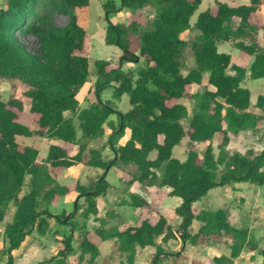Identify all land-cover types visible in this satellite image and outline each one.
Masks as SVG:
<instances>
[{"label":"trees","instance_id":"obj_1","mask_svg":"<svg viewBox=\"0 0 264 264\" xmlns=\"http://www.w3.org/2000/svg\"><path fill=\"white\" fill-rule=\"evenodd\" d=\"M56 1L68 16L62 27L52 23L48 3L40 8V0H3L0 5V36L2 40L7 37L8 49L20 54L21 44H12L10 38L15 31L29 33L40 47L41 56H34L38 62L42 59L44 65H50L56 56L63 63L61 70L49 73L30 68L23 58L0 65L1 79L18 80L25 85L22 95L29 100V113L38 133L53 141L44 157H39L36 148L20 145L16 136L33 133L17 116L16 111L23 109V103L15 97L0 100V222L9 204L14 208L11 220L3 231L0 228V241L3 234L7 242L2 251L6 256L4 264H13L12 252L28 236L45 234L47 218L69 226L70 232L57 238L52 253L35 264H78L85 254L92 264L98 255V243L110 238H115L118 251L125 257L124 264H135L137 247L146 245L155 247L149 264H160L164 258L178 256L180 251H166L156 242L159 237L162 242L176 239L181 244L195 245L202 236L221 234L230 237V252L214 254L212 263L233 264L249 242L248 229L230 224L224 208L195 211L192 205L214 187L236 182L264 185V149L242 154L226 148L229 133L254 129L264 119L262 114L248 110L250 92L244 86L247 71L250 79L264 77V47L258 37L261 31L264 40V0L235 5L215 0L212 6L200 11L193 23L198 34L191 43L195 65L184 74L177 60L185 44L180 35L192 27L190 17L201 0H119L118 5L106 1L103 40L117 46L121 54L116 66L103 59L95 61L93 100L83 108L79 105L88 77L86 31L78 24L74 8L88 5V0ZM145 4H151L155 14L150 27L139 32L140 44L135 53L129 48L128 35L137 31V24L112 22L109 15ZM218 40L230 42L239 56L218 51ZM139 57L143 58L144 66L133 79L122 64L136 63ZM204 77L207 86L200 92L192 91L191 87L200 85ZM107 87L113 89L115 98L127 95L130 107L126 111H119L101 99V92ZM182 97L193 100L190 116L186 106L176 102ZM255 106L264 108V95L257 96ZM110 114L115 115V123L108 120ZM183 119H187L186 127L181 123ZM216 133L221 140L215 155L211 140ZM104 135L112 157L103 158L98 149L89 148L84 162L102 169L93 182L86 185L75 181L70 186L55 182L61 169L83 162L86 141ZM183 137L187 138L189 149L185 159L179 160L172 155V148ZM199 142H207L202 154L193 149V144ZM116 165L136 169L130 182L140 190L157 193L165 187L167 195L180 197L174 208L179 223L173 227L149 206L151 200L132 192L130 204L143 213L137 224L110 229L99 226L85 231L74 248L77 200L72 211L62 210L59 214L51 213L49 205L57 196L74 191L77 199L85 202L82 214L86 218L96 216L97 198L109 185L106 171ZM194 220L201 223L196 232L191 231ZM73 251L78 252L77 256L70 259ZM259 253L264 264V248Z\"/></svg>","mask_w":264,"mask_h":264},{"label":"rangeland","instance_id":"obj_2","mask_svg":"<svg viewBox=\"0 0 264 264\" xmlns=\"http://www.w3.org/2000/svg\"><path fill=\"white\" fill-rule=\"evenodd\" d=\"M108 0H88V5L83 7H75L74 12L77 17V22L86 31V37L84 40V48L88 58V77L87 83L81 93V102L79 107L83 108L88 106L93 100L92 87L96 76L95 61L103 59L108 61L110 66H116L118 64V58L121 54L120 49L115 45H108L104 43V34L106 29V20L104 19L103 3ZM119 4V0H110ZM215 0H201L198 7L195 9L190 17V27L188 30L181 33L180 37L184 40L185 44L180 53L177 56V60L180 64L181 73H186L191 67L195 65L194 58L191 49V43L198 34L197 29L193 27V23L197 14L206 7L212 6ZM228 4H236L245 2L247 0H220ZM3 0H0V5ZM43 3H48L50 8V18L52 23L57 27H62L68 20L67 14L63 12V8L59 6L58 1L55 0H40V8ZM155 10L151 4H145L144 6L131 10L129 8H123L116 13L109 15V19L112 22H122L128 24L134 22L138 28L136 32H132L128 35L129 48L135 53H138V46L140 44L139 32L143 29L149 28L154 17ZM262 32L259 31L258 37L261 44L264 47V40L261 38ZM12 44H21V53H15L7 48V37L3 40L0 36V65L10 63L16 58H23L27 61L30 68L40 70L41 73H49L59 71L63 67V63L55 56L54 61L50 65H44L41 59L38 62L34 56L40 55V47L34 35L24 33L21 31H15L12 38H10ZM217 50L231 54L232 56H239L237 48L228 41L218 40L216 42ZM56 55V54H55ZM144 66V60L139 57V61L136 63H124L122 69L129 71L133 79L137 77L138 69ZM116 85V83H112ZM244 85L249 89L250 97L249 103L251 107H254V103L258 95H264V77L257 79H247L244 81ZM207 86L206 78L202 79V82L198 86H192L191 90L200 92ZM25 89V85L18 80H9L0 78V100L7 101L10 97L19 98L23 103V109L16 111L20 120H24L29 127L33 130L31 136H16V141L20 145L32 146L38 150L39 157L46 155L48 146L52 143L51 139L44 137L38 133V127L33 120V117L29 113V100L23 97L22 92ZM101 99L110 103L115 109L119 111H126L130 105L126 94H122L120 97H113V89L111 87L105 88L101 92ZM184 104L187 108L188 116H190L194 110L193 100L189 97H182L176 100ZM256 112H263L264 110L255 107ZM108 120L112 123L116 122L114 114H110ZM181 123L186 127L187 119H183ZM74 124L77 129V120L74 119ZM106 127L107 124H104ZM257 128L246 133L228 134L229 142L226 146L229 152L239 150L240 153L246 154L249 150L257 153L261 147H264V119H261L257 123ZM128 133V132H127ZM127 135V134H126ZM77 137L80 141L79 131L77 130ZM221 135L216 133L212 140L211 145L213 152L217 154V146L220 143ZM106 135L97 137L86 141L87 149L83 156V162L75 166L73 169L63 168L55 178V182L58 184H65L70 186L74 183V180L79 183L89 184L93 182L97 176L102 172L101 168L89 166L84 162L88 159L89 148L98 149L101 152L103 158L109 159L112 154L107 147ZM187 138L183 137L179 144L172 148V155L179 160H184L186 152L189 149L187 144ZM207 142H199L193 144L199 154H202ZM154 154H151L153 156ZM136 173V169L131 165H116L107 169L106 179L109 182L105 195L97 199V207L101 214L102 220H92L86 218L82 214V209L85 206V202L82 198H78L76 193L70 200L63 197H56L53 200V204L49 206V210L53 214H59L62 210L72 211L74 209V201L77 200L78 210L73 218L77 223V228L74 231V248L77 247V241L82 237L85 231L95 228V226H103L105 229H110L114 226H124L126 223H135L137 217H141V209L130 205L129 197L134 191L139 192L145 198L151 199L150 207L156 209L158 213H161L168 220L172 226H176L179 220L178 216L174 213V208L180 203L181 199L178 196L167 195L168 188H162L157 193H148L141 191L130 182L132 175ZM28 176L25 177V183L23 190H27ZM73 182V183H69ZM54 184V183H53ZM51 184V185H53ZM230 185L214 187L207 191L199 200L193 203L195 211L206 209L214 210L217 208H224L227 211V219L232 223H237L241 226L249 227V242L241 252L238 258L234 260V264H263V259L259 251L264 248V185L255 186L246 182L239 187L232 190H223ZM150 202V201H149ZM152 209V208H151ZM13 206L9 204L6 209L3 220L0 222V228L3 231L4 226L11 220L13 213ZM229 215V217H228ZM89 217V216H88ZM48 228L44 235L40 236L37 233H33L28 236L23 244L12 252L13 264H35L36 262L44 259L52 253L54 245L56 243V237L66 235L70 232V228L67 225H61L55 222L52 218H47ZM179 222V221H178ZM195 222L191 226V231L195 232L198 228ZM237 225V227H238ZM229 237L225 235H208L200 237L197 245L189 248V245H182L176 241H170L166 246V251L176 252L180 251L178 256H170L162 259L160 264H212L211 256L217 253H228ZM7 246V242L4 235H1L0 241V264H4L6 256L2 253L3 249ZM116 244H107L103 247L101 256L98 260H95L93 264H122L124 262V255L116 248ZM152 248H142L138 251L135 258L137 264H148L153 254ZM77 251H73L70 259L77 256ZM87 255L83 257V260L79 264H89L87 262Z\"/></svg>","mask_w":264,"mask_h":264},{"label":"crops","instance_id":"obj_3","mask_svg":"<svg viewBox=\"0 0 264 264\" xmlns=\"http://www.w3.org/2000/svg\"><path fill=\"white\" fill-rule=\"evenodd\" d=\"M241 3H248V0L247 1H245V2H241ZM236 4H239V3H236ZM230 5H232V4H230ZM233 5H235V4H233ZM207 8V7H206ZM251 60V59H250ZM248 74H249V72L247 71L246 72V76H245V80L247 79V77H248ZM245 86V85H244ZM256 102V101H255ZM256 106H255V103H254V107H251L250 106V103H249V106H248V110L249 111H251V112H253V113H257V114H262L263 116H264V113L261 111V112H256L255 110H254V108H255ZM259 109H261V110H264V108L262 109V108H259ZM257 127H255L254 129H256ZM251 130H253V129H250V130H241V131H239V132H237V134L238 133H240V132H242V133H246L247 131H251ZM230 134V133H229ZM231 134H236V133H231ZM53 142V141H52ZM262 149H264V147H261V149L260 150H262ZM228 150V149H227ZM235 151H237V150H235ZM232 152V151H231ZM237 152H239L240 153V151L238 150ZM242 153V152H241ZM243 154V153H242ZM79 165V164H78ZM77 166V165H76ZM75 166H72V167H69V168H67V169H70V168H74ZM98 168V167H97ZM112 168V167H111ZM106 175H107V171H106ZM106 175H105V178H106ZM107 180V179H106ZM76 180H74V182H75ZM108 182V181H107ZM70 184L71 183H73V182H69ZM67 183H65V184H62V185H66ZM81 184H83V183H81ZM108 184H109V182H108ZM241 184H246V182H236V183H232V184H229L230 185V187H225L223 190H227L226 188H228L229 190H232L231 188H232V186H233V188H235V187H239ZM251 184V183H250ZM228 185V186H229ZM109 186V185H108ZM135 186V185H134ZM225 186V185H224ZM137 188V187H136ZM165 188V187H164ZM139 189V188H138ZM140 190V189H139ZM141 191H143V190H141ZM134 192H137V191H134ZM74 193H76V192H74V191H71L69 194H66V195H61V196H57V198L59 197H63L64 199H67V200H70L72 197H73V194ZM106 193V192H105ZM105 193L103 194V195H105ZM137 193H139V192H137ZM149 193H156V192H149ZM103 195H101V196H103ZM142 195V194H141ZM101 196H99V197H101ZM98 197V198H99ZM144 197V196H143ZM97 198V199H98ZM145 198V197H144ZM147 200H151V199H149V198H146ZM129 200H130V198H129ZM53 204V201L51 202V204L49 205V206H51ZM131 205V204H130ZM132 206H134V205H132ZM134 207H136V206H134ZM137 209H139V211H140V208L139 207H136ZM66 211V210H65ZM68 212V211H67ZM175 213V212H174ZM159 214H161V213H159ZM162 215V214H161ZM176 215V214H175ZM101 216V214L99 213V208H98V213H97V215L96 216H94V215H89V220L90 219H92V220H94V219H96V220H99V221H101L102 220V217H100ZM165 217V216H164ZM228 217H229V215H228ZM179 218V217H178ZM166 219V218H165ZM139 220H140V218L139 217H137V219H136V221H135V223H133V224H137L138 222H139ZM167 220V219H166ZM180 220V219H179ZM178 220V221H179ZM228 220V222L230 223V224H232L233 226H235V227H237V223H232V222H230L229 221V219H227ZM177 221V223H179ZM167 222H168V220H167ZM195 222H198L197 224H199L198 225V227L197 228H199V226H200V222L199 221H197V220H194L193 221V223H192V226H193V224H195ZM169 223V222H168ZM133 224H129V223H126V225H133ZM170 224V223H169ZM61 225H63V224H61ZM170 225H172V224H170ZM97 227H99V226H97ZM96 226H95V228H97ZM114 227H117V226H114ZM118 227H123V226H118ZM174 227V226H173ZM238 227L240 228V227H246L247 229H248V232H249V227H247V226H241V225H238ZM95 228H93V229H91V230H89L88 229V232H91V231H93ZM196 231H198V229L196 230ZM195 231V232H196ZM222 235V234H221ZM224 235V234H223ZM62 236V235H61ZM226 236V235H225ZM228 237V236H227ZM59 239L60 237H56V239ZM200 239V238H199ZM176 241V242H179L178 240H176V239H169L167 242H162L161 241V239H160V237L159 238H157V240H156V242L157 243H159L165 250H166V244L168 245L169 243H170V241ZM199 241V240H198ZM230 242H231V240H230V237H229V244H230ZM116 244V246H117V243H116V240H115V238H110V239H106V240H103V241H101V242H99L98 243V255H97V257L95 258V260H98V258L101 256V252L103 251L102 249H103V247L105 248L106 247V245L107 244ZM180 243V242H179ZM181 244V243H180ZM186 245H189V248H191V247H194V246H196L197 244H195V245H192V244H189V243H185ZM185 244H182V245H185ZM229 244H228V253H224V252H222V253H217V254H224V255H228L229 254V252H230V249H229ZM185 245V246H186ZM55 246V245H54ZM117 248V247H116ZM142 248H152L153 249V254H154V252H155V247L154 246H152V245H146V246H144V247H137V253H138V251L140 250V249H142ZM245 248V247H244ZM243 248V249H244ZM243 249H242V251H243ZM118 250V249H117ZM241 251V252H242ZM120 252V251H119ZM241 252H240V254H241ZM137 253H136V256H137ZM152 254V255H153ZM239 254V255H240ZM87 255V257H88V254H85L84 256H86ZM214 254H212V256H213ZM136 256H135V258H136ZM211 256V257H212ZM152 257V256H151ZM239 257V256H238ZM238 257H236V258H238ZM236 258H234L233 259V264H234V260L236 259ZM261 259H262V256H261ZM82 261H84V260H82ZM81 261V262H82ZM162 261V260H161ZM80 262V263H81ZM95 262V261H94ZM124 262H125V258H124ZM124 262L122 263V264H124ZM134 263L135 264H137L136 263V260L134 259ZM161 263V262H160ZM211 263H212V260H211ZM263 263V262H262ZM79 264V263H78ZM93 264V263H92ZM149 264V263H148ZM213 264V263H212Z\"/></svg>","mask_w":264,"mask_h":264}]
</instances>
